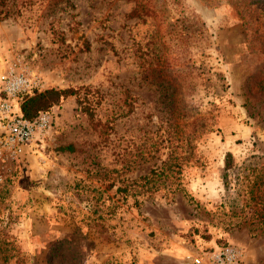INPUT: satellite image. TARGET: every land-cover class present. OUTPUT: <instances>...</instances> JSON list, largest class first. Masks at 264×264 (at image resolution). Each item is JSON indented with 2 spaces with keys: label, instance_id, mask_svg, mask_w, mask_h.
Returning <instances> with one entry per match:
<instances>
[{
  "label": "rangeland",
  "instance_id": "obj_1",
  "mask_svg": "<svg viewBox=\"0 0 264 264\" xmlns=\"http://www.w3.org/2000/svg\"><path fill=\"white\" fill-rule=\"evenodd\" d=\"M0 10V72L77 90L0 159V264H264V0Z\"/></svg>",
  "mask_w": 264,
  "mask_h": 264
},
{
  "label": "built area",
  "instance_id": "obj_2",
  "mask_svg": "<svg viewBox=\"0 0 264 264\" xmlns=\"http://www.w3.org/2000/svg\"><path fill=\"white\" fill-rule=\"evenodd\" d=\"M42 87L43 80L39 75H30L12 66L0 72V159L5 154L25 153L35 133L51 125V112H41L30 120L21 109L24 96L32 95ZM240 257L238 248L225 244L199 254L197 261L199 264H240Z\"/></svg>",
  "mask_w": 264,
  "mask_h": 264
},
{
  "label": "trees",
  "instance_id": "obj_3",
  "mask_svg": "<svg viewBox=\"0 0 264 264\" xmlns=\"http://www.w3.org/2000/svg\"><path fill=\"white\" fill-rule=\"evenodd\" d=\"M3 18L4 15L2 14V10H0V20H2ZM73 94H77V90L74 88H48L43 91H36L32 95H28L23 98L21 105L23 114L25 117L32 120L36 118L41 112L49 111L54 105L60 103L62 99L66 98L68 95ZM210 129L211 128H209L208 131ZM195 132V130H191L187 134V143L190 147L189 155L193 157L198 155L194 154L195 142L193 143V141L196 139ZM169 167H171V164H169ZM161 170V173L165 171L164 166L161 167ZM152 172L155 173L156 171ZM152 177L153 175H151L150 177H144V183L149 182Z\"/></svg>",
  "mask_w": 264,
  "mask_h": 264
}]
</instances>
